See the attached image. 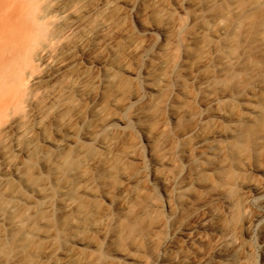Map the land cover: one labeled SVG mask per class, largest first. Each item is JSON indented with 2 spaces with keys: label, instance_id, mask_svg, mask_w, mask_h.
Instances as JSON below:
<instances>
[{
  "label": "bare ground",
  "instance_id": "obj_1",
  "mask_svg": "<svg viewBox=\"0 0 264 264\" xmlns=\"http://www.w3.org/2000/svg\"><path fill=\"white\" fill-rule=\"evenodd\" d=\"M0 264H264V0H0Z\"/></svg>",
  "mask_w": 264,
  "mask_h": 264
},
{
  "label": "rangeland",
  "instance_id": "obj_2",
  "mask_svg": "<svg viewBox=\"0 0 264 264\" xmlns=\"http://www.w3.org/2000/svg\"><path fill=\"white\" fill-rule=\"evenodd\" d=\"M126 26H130L135 32H138L140 30V26L138 25L134 16H132V15L127 17ZM74 56H75V60H76L75 64L77 65L76 67L78 68V70H89V71L93 72L99 68V65L93 59H90L88 56L81 54L80 52L76 53ZM129 128L134 131L135 136L137 137L138 141L141 144L143 155L146 158L145 160L147 163H149V157L147 154L146 142L144 141V138H143L141 132L133 124H130ZM157 195L160 198H162V192L161 191L158 190Z\"/></svg>",
  "mask_w": 264,
  "mask_h": 264
}]
</instances>
